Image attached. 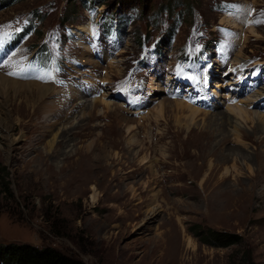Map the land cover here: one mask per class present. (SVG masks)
Returning a JSON list of instances; mask_svg holds the SVG:
<instances>
[{"label": "rangeland", "instance_id": "1", "mask_svg": "<svg viewBox=\"0 0 264 264\" xmlns=\"http://www.w3.org/2000/svg\"><path fill=\"white\" fill-rule=\"evenodd\" d=\"M2 1L0 167L7 173L0 178L10 180L13 196L0 198V241L51 245L87 264H239L247 252L264 264V88L234 94L239 101L230 103L232 74L213 65L211 94L219 103L210 111L187 102L199 84L196 64L185 59L201 38L232 49L239 68L264 63V0H184L169 13L127 10L133 15L114 0ZM222 2L234 5L231 13L221 11ZM38 13L39 28L4 48L7 31H18L13 22L21 29L20 20ZM107 17L116 21L113 40ZM90 18L113 42L109 61L104 50L90 58L68 32L86 33ZM47 31L52 48L43 46L30 62ZM59 31L65 46L55 61L86 56L76 70L97 77L95 98L72 89L71 100L62 84L42 83L54 79L48 66ZM157 44L155 62L147 52ZM234 107L248 115L228 111ZM194 224L243 239L212 246L189 231Z\"/></svg>", "mask_w": 264, "mask_h": 264}, {"label": "trees", "instance_id": "2", "mask_svg": "<svg viewBox=\"0 0 264 264\" xmlns=\"http://www.w3.org/2000/svg\"><path fill=\"white\" fill-rule=\"evenodd\" d=\"M122 12H126L131 7H138L147 12L149 10L166 9V13L171 12L172 3H184V0H163L157 7V0H114ZM186 1V0H185ZM163 2H165L163 4ZM114 4H112L113 6ZM149 9V10H148ZM182 13V12H179ZM7 173L5 166L0 167V174ZM13 196L10 187V180L6 176L0 178V198L1 195ZM189 231L203 243L228 247L233 243L241 241L243 236L236 232L214 229L209 226L194 224L189 227ZM0 264H87L82 259L67 254L51 245H35L29 242L0 241ZM239 264H255L250 252L244 256Z\"/></svg>", "mask_w": 264, "mask_h": 264}, {"label": "bare ground", "instance_id": "3", "mask_svg": "<svg viewBox=\"0 0 264 264\" xmlns=\"http://www.w3.org/2000/svg\"><path fill=\"white\" fill-rule=\"evenodd\" d=\"M85 29H88V27H84ZM3 77V76H2ZM2 80V79H1ZM2 82H4V81H2ZM19 82V81H18ZM17 82V83H18ZM8 83V82H7ZM16 83V82H15ZM36 84V83H35ZM3 85V84H2ZM7 85V84H6ZM14 85V84H13ZM38 86L39 87H37V86H35V87H37L39 90H44L45 88H47V86H40V84H38ZM49 86V85H48ZM6 88H7V86H6ZM20 88V87H19ZM28 88V87H27ZM5 89V88H4ZM16 89H18V87H16ZM15 89V90H16ZM29 90H30V88H28ZM15 90H14V92H15ZM6 91V90H5ZM17 92V91H16ZM26 92V91H25ZM15 94V93H14ZM40 94V93H39ZM77 94V93H76ZM15 95H17V94H15ZM41 95V94H40ZM79 95V94H78ZM38 96V95H37ZM75 96H77V95H74L73 93H72V98H74ZM36 98V97H35ZM79 98H82V96H80ZM41 99V98H40ZM31 100V99H30ZM97 100V99H96ZM183 103V102H182ZM179 105V104H178ZM185 106H186V108H188V109H191V111H192V113L193 114H195V113H197V112H199V110H198V108H196V107H192V106H190L189 104H184ZM181 106V105H180ZM162 107H163V104H161V106H160V112H162ZM181 107H184L183 105L181 106ZM228 111L230 112H232L233 114H236L238 117H246V114H247V111L245 110V109H243V108H240V107H234V108H229L228 109ZM190 114V113H189ZM250 114V113H249ZM248 115V114H247ZM259 115V114H258ZM257 115V116H258ZM260 116V115H259ZM192 117V116H191ZM261 119V120H260ZM260 121L259 122H261L262 123V121H264V116H261L260 117ZM53 121H55V119L53 120ZM57 122H55V124H56ZM54 124V123H53ZM47 125H48V123H47ZM51 125V124H50ZM261 125H263V123L261 124Z\"/></svg>", "mask_w": 264, "mask_h": 264}, {"label": "snow or ice", "instance_id": "4", "mask_svg": "<svg viewBox=\"0 0 264 264\" xmlns=\"http://www.w3.org/2000/svg\"><path fill=\"white\" fill-rule=\"evenodd\" d=\"M10 74H16L15 72H13V73H10Z\"/></svg>", "mask_w": 264, "mask_h": 264}]
</instances>
